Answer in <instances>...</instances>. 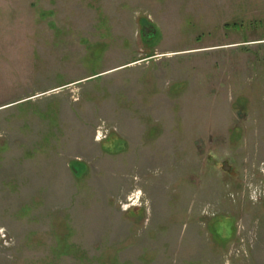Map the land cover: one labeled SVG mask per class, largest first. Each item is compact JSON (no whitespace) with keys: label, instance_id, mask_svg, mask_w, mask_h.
<instances>
[{"label":"rangeland","instance_id":"rangeland-1","mask_svg":"<svg viewBox=\"0 0 264 264\" xmlns=\"http://www.w3.org/2000/svg\"><path fill=\"white\" fill-rule=\"evenodd\" d=\"M0 264H264V0L0 6Z\"/></svg>","mask_w":264,"mask_h":264},{"label":"crops","instance_id":"crops-1","mask_svg":"<svg viewBox=\"0 0 264 264\" xmlns=\"http://www.w3.org/2000/svg\"><path fill=\"white\" fill-rule=\"evenodd\" d=\"M11 5V0H0V6Z\"/></svg>","mask_w":264,"mask_h":264},{"label":"trees","instance_id":"trees-1","mask_svg":"<svg viewBox=\"0 0 264 264\" xmlns=\"http://www.w3.org/2000/svg\"><path fill=\"white\" fill-rule=\"evenodd\" d=\"M148 57H150V56H148Z\"/></svg>","mask_w":264,"mask_h":264}]
</instances>
